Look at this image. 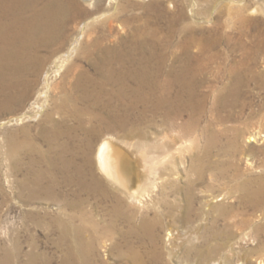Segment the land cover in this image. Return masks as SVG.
Listing matches in <instances>:
<instances>
[{"label": "rangeland", "instance_id": "374dc122", "mask_svg": "<svg viewBox=\"0 0 264 264\" xmlns=\"http://www.w3.org/2000/svg\"><path fill=\"white\" fill-rule=\"evenodd\" d=\"M95 1L89 4L78 0L83 11L69 25L68 32L76 34L77 26L88 23L81 45L98 35L106 44L125 45L122 40L132 34L136 24L157 27L160 41L167 46V59L160 74L162 82L167 78L164 71L170 66L178 68L189 58L187 55H193L190 64L196 72L187 77L190 85L182 90L184 95L192 91L194 95H206L199 126L184 129L192 114L186 109L174 119L172 126L166 124L160 113L151 111L123 128H108L105 124L92 136V147L88 148L83 141L85 131L76 132L77 138L71 142V147L76 153V162L83 168L85 182H91V175H95L102 184L108 185L94 156L105 137H110L131 160H135L138 175L142 177L143 174L142 180L146 176L148 191L145 190L141 203L123 198L124 210L120 216L113 213L115 200L112 195L85 191L79 183H61L60 188H53L47 196L42 191L26 189L21 183L27 176V158L23 154L16 164L22 170L19 167L17 170L5 155V133L14 130L13 134L21 141L29 135L46 150L47 143L40 138V132L50 123L44 121V113L53 111V116L61 119L62 114L54 109L61 92L69 90L72 77L80 68L94 70L81 49L74 52L59 71L52 63L53 58L49 59L50 52L41 51L44 61L38 73L30 76L35 80L31 91L20 101L11 99L10 106H0V123L4 122L0 128V258L4 248L17 243L21 247L17 258L20 263L25 262L26 254L35 246L40 256L45 254L52 264H60L66 243L60 239L54 218H65L68 213L78 214L82 210L87 217L82 234L86 245V252L80 258L82 264H211L212 259L197 257L192 251L195 231L208 239L206 242L201 238L195 240L198 250L222 242L233 244L235 253L222 260L214 257L216 264H264V198L253 196V205L244 202L238 187L252 170L253 178L264 172V0H103L102 8H97ZM121 7L123 11L119 13ZM250 59L247 64L252 67L253 77L245 74L244 81L234 89V93L237 90L240 93L237 104L228 107L217 103L215 95L229 94L228 89L234 81L229 71L233 64ZM45 87V93L38 96ZM173 89L174 94L181 90L178 84ZM44 101L46 104L40 111L37 106ZM21 115L23 117L18 119ZM23 126L29 127L28 134L22 132ZM206 126H236L246 128L249 133L232 147L234 153L231 155L216 148L208 157L209 161L220 159L222 162L235 158L236 169L235 166L229 168L223 176L217 173L211 176V169H207L205 180L193 186L196 175L190 169L191 157L193 153H202L205 139L201 131ZM250 134L254 141H248ZM119 139L130 147L120 144ZM142 143L145 146L141 149ZM148 149L151 152L145 163L141 153L149 152ZM88 156L90 165L86 163ZM191 193L195 196L194 210L189 209ZM63 195L67 200H75L76 207L70 209L65 205ZM205 200H208L207 206ZM217 204L222 210L214 206ZM243 233L251 237H244Z\"/></svg>", "mask_w": 264, "mask_h": 264}, {"label": "bare ground", "instance_id": "6f19581e", "mask_svg": "<svg viewBox=\"0 0 264 264\" xmlns=\"http://www.w3.org/2000/svg\"><path fill=\"white\" fill-rule=\"evenodd\" d=\"M84 1L91 4L93 0ZM102 2L103 0H97L96 7H101ZM82 11L83 7L78 0H0V106L7 105L11 99L20 101L23 96H27L31 91L35 80L31 79L30 76L38 73L44 61L41 51L48 50L50 52L48 54L49 59L53 58L52 63L59 71L73 53L81 49V54L90 60L91 67L94 69L93 73L87 68H80L77 73H74L73 80L68 86L69 90L61 92L54 108L57 113L62 114L61 119H56L53 116V111L44 113V121L50 123L49 126L42 127L40 132V138L47 143L46 150L33 142L29 135L24 141L17 139L13 130L5 133L4 141L7 146L5 155L15 164L17 170L20 167L18 166V168L16 164L23 158V154L26 156L27 176L25 181L21 183L24 188H30L37 192L42 191L44 196H47L53 188L59 187L61 183L65 185L79 183L81 189L85 191H98L103 196L112 195L115 200L113 213L119 215L124 210L122 208L123 198L141 203L145 190H147L146 176L142 180L143 174L142 177L138 175L135 160H131L128 153L120 145L115 144L110 137H105L98 145L94 156L97 168L105 177L108 185L102 184L94 177L95 175H91V182H85L82 177L83 168L76 162V153L74 154L71 147V142L77 138L76 132L78 130L85 131L86 135L83 141L88 148L92 147V136L98 134L97 132L105 124L108 128H123L128 122L137 121L146 111H151L160 113L166 124L172 126L174 119L186 109L192 113L191 121L184 124V129L188 130L198 125L201 113L205 109L206 95H194L192 90H190L192 91L190 94L184 95L185 91L182 90L189 84L187 77L196 72L194 65L190 64L192 54L187 55L189 58L182 62L178 68L170 66L167 71H164L167 78L164 82L161 81L160 74L163 66H165V48L167 46L160 41L157 27H150L147 23L136 24L132 34L127 39L122 40L125 45L115 44L112 46L106 44L101 36H92V38L89 33L88 36L92 39L81 45V39H84L82 36L84 32H87L88 23L83 22L81 24L79 22L78 25H81L77 26V30L75 29L76 34H70L68 30L70 23L75 22ZM122 11L123 7L119 13ZM249 62L251 59L233 64L229 71L233 75L234 81L228 89L229 94L215 95L217 103L221 102L228 107H234L237 104L240 93L238 90L234 93V89H237L244 81L245 74L253 77L252 67L247 64ZM47 79L49 80V78ZM175 84H178L181 90L174 94L173 87ZM111 85H116V87H111ZM63 87L62 89H65ZM46 88L43 91L41 89L38 96L45 93ZM45 104L46 101L37 106L40 111ZM22 117L21 115L18 119ZM11 120L13 119L8 121ZM71 120L73 123H68ZM3 123H0V128L4 125ZM28 129V126L21 128L25 134ZM201 133L205 139L203 148H201L202 153L201 155L198 152L193 153L190 162V169L196 175L192 182L193 186L197 181L205 180L207 169H211V176L216 175V173L223 176L229 168L234 166L236 169L237 166L233 162L235 158L233 161L222 162L220 159L209 161L208 157L212 156L216 148L223 149L224 153L231 155L234 153L232 147L237 146L240 138L249 131L246 128L236 126H206ZM119 141L120 144L126 143L130 147L124 140L119 139ZM248 141H254L253 134H250ZM143 144L139 148L142 149L145 146ZM162 149L160 150L162 151ZM150 152V150L147 153L145 151L144 153L140 152L145 163ZM86 163L91 164L90 156L86 158ZM150 172L153 170L151 169ZM243 181L242 183L240 181L241 184L238 186L242 201L250 202L253 205V196L260 195L262 199L264 198V172L253 178L252 170L248 178ZM74 193L76 192L74 191ZM64 197L63 195L62 201L70 209L75 208L78 204L75 200H67ZM208 200H205L206 206ZM194 201V193H191L189 209L194 210ZM214 206L219 211L222 210L220 204ZM64 217L59 218L57 216L54 218L58 223L60 239L66 243L60 264H82L80 261L81 254L86 252V245H84L82 238L85 230V219L87 218L86 213L80 210L76 214L74 211ZM143 222L145 223L146 219H143ZM244 237L250 238L251 236L245 233ZM200 238L204 242L208 240L205 235H200L199 231H195L193 247L191 246L195 256L212 259L211 264H216L214 257L222 260V258L233 255V244L226 242H217V245H207L202 250H198L195 240ZM20 248L17 243L4 248L0 264H52L51 258L45 254L40 256L34 249L35 246L26 254L25 262L20 263L17 261Z\"/></svg>", "mask_w": 264, "mask_h": 264}]
</instances>
